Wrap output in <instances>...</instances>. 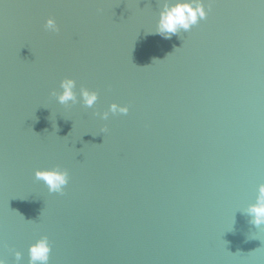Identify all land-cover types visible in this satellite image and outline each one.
Segmentation results:
<instances>
[{
  "label": "water",
  "instance_id": "95a60500",
  "mask_svg": "<svg viewBox=\"0 0 264 264\" xmlns=\"http://www.w3.org/2000/svg\"><path fill=\"white\" fill-rule=\"evenodd\" d=\"M171 2L0 0L7 264L45 235L48 264H264L247 212L264 185V0H204L206 19L164 39ZM65 77L77 99L61 105ZM113 102L128 114L94 115ZM56 166L62 194L34 176Z\"/></svg>",
  "mask_w": 264,
  "mask_h": 264
},
{
  "label": "clouds",
  "instance_id": "9594fccd",
  "mask_svg": "<svg viewBox=\"0 0 264 264\" xmlns=\"http://www.w3.org/2000/svg\"><path fill=\"white\" fill-rule=\"evenodd\" d=\"M211 5H208L210 9ZM207 11L204 0H172L166 3L160 12L159 20L156 24V34L164 39H171L173 35L178 34L181 30L189 31L192 26L196 25L199 20L206 19ZM44 28L50 32H59L56 20L49 17ZM59 91L53 90L51 95L56 98L59 104L68 105L69 102H75L77 99L76 81L72 78L65 77L60 81ZM79 96L83 100L85 107L91 108L97 102L99 95L95 90L81 86ZM129 112L128 105L111 103L107 111L102 113L96 112L94 115L103 120H107L109 114L127 115ZM106 131V129H103ZM34 176L37 180L43 181L50 193H63L65 186L69 181V174L66 169L59 166L46 169H36ZM248 214L252 217L251 223L259 227L264 224V185L259 188V197L256 204L247 209ZM51 252V245L48 237L41 236L28 247V264H48ZM15 259L19 262L22 259V252H14ZM0 264H7L6 260L0 258Z\"/></svg>",
  "mask_w": 264,
  "mask_h": 264
}]
</instances>
